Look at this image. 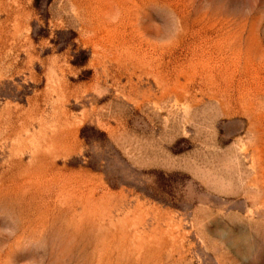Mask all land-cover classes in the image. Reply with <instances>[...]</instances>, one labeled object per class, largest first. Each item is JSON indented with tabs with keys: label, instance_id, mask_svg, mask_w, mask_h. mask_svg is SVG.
<instances>
[{
	"label": "rangeland",
	"instance_id": "374dc122",
	"mask_svg": "<svg viewBox=\"0 0 264 264\" xmlns=\"http://www.w3.org/2000/svg\"><path fill=\"white\" fill-rule=\"evenodd\" d=\"M0 264H264V0H0Z\"/></svg>",
	"mask_w": 264,
	"mask_h": 264
}]
</instances>
